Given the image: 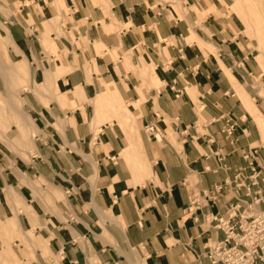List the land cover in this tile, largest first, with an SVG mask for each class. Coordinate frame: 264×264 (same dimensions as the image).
Returning a JSON list of instances; mask_svg holds the SVG:
<instances>
[{"label":"crops","instance_id":"0c3cea01","mask_svg":"<svg viewBox=\"0 0 264 264\" xmlns=\"http://www.w3.org/2000/svg\"><path fill=\"white\" fill-rule=\"evenodd\" d=\"M25 1L0 0V21L11 29L9 55L29 86L9 90L1 78L0 93L21 100L36 133L29 146L2 142L0 229L5 235L1 225L17 220L25 235L36 229L38 245L0 239V264H211L206 251L224 236L211 213L231 203L246 212L264 207L254 202L258 186L247 166L253 156L264 176L263 73L234 53L223 21L199 17L195 8L205 0H73L76 25H60L62 35L52 24L49 37L44 22L56 15L55 0ZM56 47L58 54L50 51ZM130 49L139 64L145 54L160 71L145 63L154 87L144 88L134 114L142 125L124 132L116 117L108 119L114 108L106 103L141 97L138 73L124 61ZM146 123L160 136L146 132ZM219 182L227 187L216 201L200 197L187 209L192 192ZM32 186L68 188L67 204L35 216Z\"/></svg>","mask_w":264,"mask_h":264},{"label":"rangeland","instance_id":"374dc122","mask_svg":"<svg viewBox=\"0 0 264 264\" xmlns=\"http://www.w3.org/2000/svg\"><path fill=\"white\" fill-rule=\"evenodd\" d=\"M32 0H26L25 3L31 4ZM173 4H177V6H181L183 0H170ZM187 1V0H186ZM206 5L205 8H195L199 14L201 19L207 20V16L212 14V18H217L216 20H221L224 23L222 27L227 26V32L233 38L232 42L236 43L237 48L233 47L234 53L242 52L246 55V58L249 62V65L252 68H256L259 72L263 73V75H259L258 83L262 87L261 94L264 96V82H262V77H264V1L263 0H205ZM251 1V2H250ZM57 0L54 2L56 15L50 17L48 21L44 22L45 26V34L49 37L50 26L52 24L56 25L57 30L62 33L64 31L60 28V25L64 24L67 26L74 27L76 25L75 19L76 17L71 16L70 13L79 14L77 8L72 10L71 4L73 0H65L63 4L56 6ZM95 4H104V0H93ZM28 9V7H26ZM260 12V13H259ZM87 20L81 19L80 22H85ZM0 80L1 78L6 82L9 90H14L18 85L22 87L29 86V75L24 73L23 66L14 60V57H10L9 55V45L12 43L11 40V29L8 25L0 21ZM50 24V25H49ZM72 35V41H77L79 45H81L80 41L76 39L73 31L70 32ZM80 39L85 40L86 37L80 35ZM93 36V34H92ZM53 41L52 38H50ZM45 45L47 48L49 44L46 40ZM97 46V51L100 52L99 46ZM211 49L212 45H208ZM52 52L60 53L56 48L50 49ZM66 52H69V49L66 48ZM124 61L127 68L132 67L139 76L141 80V87L139 88V92L141 97L139 99H135L134 101L129 100H121L113 97L111 102H107L106 104L113 105L114 113H111V116L108 119L116 117L119 120V126L122 131H137L142 125L141 122H138L137 115L141 111L142 101L145 99L144 88L150 89L154 87L152 76L143 74V67L145 63H148L154 72L159 74L158 66L152 61L145 58V54L141 56L142 64H139L137 59L134 57L132 53V49L124 55ZM134 61V63H133ZM253 103L255 104L254 98ZM251 101V102H252ZM129 108V110H128ZM102 109V108H100ZM119 111V112H117ZM27 115L22 110V102L21 100L14 95L11 94H2L0 93V148H4L2 142L10 141L13 139L14 143L22 144V145H30L33 142L32 134L36 133V130L30 129L27 126ZM25 118V119H24ZM23 120V121H22ZM99 121H97V124ZM15 124V125H13ZM27 127V130H26ZM145 130V128H144ZM37 185H41V183L37 182ZM68 188L65 189H57V187H48V188H35L32 186L29 197L34 201V215L38 216V213H43L44 215L48 211H60V204H67L68 197ZM37 198H40V204L37 202ZM15 199L17 205L19 206V211L27 212L28 205L26 201L19 197L17 193H15ZM19 221V220H18ZM38 225H41V222L38 220ZM4 234L1 235L0 229V239H7V244L12 245V247H21V244L24 243L27 247H37L36 240L37 234H39L36 229H32L27 231L28 235H25L23 231L20 232L19 222L17 220L9 221L8 226L4 227ZM28 236V237H27ZM16 238L19 240L17 241ZM16 257V255H14Z\"/></svg>","mask_w":264,"mask_h":264},{"label":"built area","instance_id":"2783aa9c","mask_svg":"<svg viewBox=\"0 0 264 264\" xmlns=\"http://www.w3.org/2000/svg\"><path fill=\"white\" fill-rule=\"evenodd\" d=\"M224 130L230 135L233 132V124ZM145 131L154 137L161 134L160 128L153 123H146ZM247 166L252 170L251 183L258 186L253 191L254 202L264 204V176H261L263 167L253 156ZM245 168L238 170L237 178L240 179ZM241 183V180H236V184ZM225 187L227 182H219L204 190L201 195L192 192L187 209L190 211L193 205H198L200 197L216 201ZM247 188L251 192V187ZM239 206V203H231L223 212L210 215L213 227L224 232V236L213 240L206 251L211 264H264V207L261 210L246 212L240 211Z\"/></svg>","mask_w":264,"mask_h":264},{"label":"bare ground","instance_id":"6f19581e","mask_svg":"<svg viewBox=\"0 0 264 264\" xmlns=\"http://www.w3.org/2000/svg\"><path fill=\"white\" fill-rule=\"evenodd\" d=\"M245 1H249V0H245ZM264 1V0H263ZM251 2V1H250ZM264 3V2H263ZM260 13V12H259ZM1 24V23H0ZM264 37V36H263ZM264 39V38H263ZM114 87V86H113Z\"/></svg>","mask_w":264,"mask_h":264}]
</instances>
